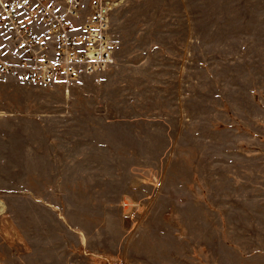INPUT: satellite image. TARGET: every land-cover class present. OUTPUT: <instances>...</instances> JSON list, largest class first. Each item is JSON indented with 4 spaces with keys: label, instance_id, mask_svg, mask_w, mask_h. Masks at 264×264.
<instances>
[{
    "label": "rangeland",
    "instance_id": "obj_1",
    "mask_svg": "<svg viewBox=\"0 0 264 264\" xmlns=\"http://www.w3.org/2000/svg\"><path fill=\"white\" fill-rule=\"evenodd\" d=\"M114 1V64L0 81V264H264V0Z\"/></svg>",
    "mask_w": 264,
    "mask_h": 264
},
{
    "label": "built area",
    "instance_id": "obj_2",
    "mask_svg": "<svg viewBox=\"0 0 264 264\" xmlns=\"http://www.w3.org/2000/svg\"><path fill=\"white\" fill-rule=\"evenodd\" d=\"M114 0H0V81L49 84L114 64ZM80 26L78 21L85 17ZM81 32L82 34H79Z\"/></svg>",
    "mask_w": 264,
    "mask_h": 264
}]
</instances>
